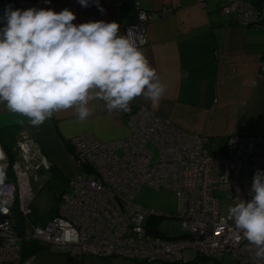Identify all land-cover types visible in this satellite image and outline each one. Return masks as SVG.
Listing matches in <instances>:
<instances>
[{"label": "built area", "instance_id": "built-area-1", "mask_svg": "<svg viewBox=\"0 0 264 264\" xmlns=\"http://www.w3.org/2000/svg\"><path fill=\"white\" fill-rule=\"evenodd\" d=\"M208 1L220 3L221 13L235 15L241 24L264 26L262 11L250 0H200ZM148 20L141 11L125 30L136 36L139 48L147 44ZM126 128L127 136L117 141L101 142L90 133L69 140L79 173L69 179L71 192L61 195L55 216L45 221L35 217L33 182L35 173L50 165L44 160L31 170L10 162L0 143V167L13 194L10 207L0 213V264H20L22 242L39 243L54 255L133 264H191L225 256L232 264H264L222 215L216 198L225 192L233 205L250 199L253 175L264 170V137L231 136L212 149L209 138L187 133L146 107L130 111ZM142 186L176 194L178 213L158 214L138 204L135 196ZM161 218L178 223L160 235L154 219Z\"/></svg>", "mask_w": 264, "mask_h": 264}, {"label": "crops", "instance_id": "crops-1", "mask_svg": "<svg viewBox=\"0 0 264 264\" xmlns=\"http://www.w3.org/2000/svg\"><path fill=\"white\" fill-rule=\"evenodd\" d=\"M250 2L262 11L264 19V0ZM100 4L104 13L94 3L85 8L77 0H0V16L8 6L56 12L67 8L77 16L76 24L114 21L124 35L137 14L145 12L149 17L147 44L140 49L166 91L158 108L138 97L130 111L146 107L187 133L209 138L216 148L223 147L231 136L264 137V26L239 23L235 15L222 14L216 1L100 0ZM88 107L91 114L83 123L73 110H67L33 126L26 117L0 104V143L27 168L35 170L45 160L69 181L79 173L66 145L70 139L90 133L101 142H111L128 134L130 111L109 112L96 100ZM44 170L50 175V168ZM21 246L20 264H133L121 259L54 255L36 242ZM35 246L41 249L34 251Z\"/></svg>", "mask_w": 264, "mask_h": 264}, {"label": "clouds", "instance_id": "clouds-1", "mask_svg": "<svg viewBox=\"0 0 264 264\" xmlns=\"http://www.w3.org/2000/svg\"><path fill=\"white\" fill-rule=\"evenodd\" d=\"M51 3V0H45ZM82 7L100 0H77ZM65 8L8 6L0 16V104L26 117L33 126L56 113L73 110L80 123L90 116L89 102L102 101L109 112H129L138 97L160 106L166 87L138 47L136 36L120 34L117 22L76 24ZM0 167V213L9 208L12 192ZM228 217L256 256L264 258V170L252 178L250 199L228 208Z\"/></svg>", "mask_w": 264, "mask_h": 264}, {"label": "rangeland", "instance_id": "rangeland-1", "mask_svg": "<svg viewBox=\"0 0 264 264\" xmlns=\"http://www.w3.org/2000/svg\"><path fill=\"white\" fill-rule=\"evenodd\" d=\"M212 146L215 149L216 146ZM217 149V148H216ZM13 155L16 157L15 153ZM157 151H154V160L157 158ZM36 179L33 182L34 189V212L35 217L45 220L49 217V212L58 204L63 193L70 194L71 190L67 188L65 179L50 177L48 171H39L35 173ZM34 175V176H35ZM216 198L221 201V213L223 216H228V208L233 206V203L228 200L227 193L217 192ZM135 201L155 213L163 215H176L179 211V197L171 191L165 189H153L148 186H142L135 196ZM178 223L175 219L161 218L159 228L163 233H169V227ZM214 260H209L195 264H217ZM218 264H231L229 257L225 256ZM141 264H163L161 262L141 263Z\"/></svg>", "mask_w": 264, "mask_h": 264}, {"label": "trees", "instance_id": "trees-1", "mask_svg": "<svg viewBox=\"0 0 264 264\" xmlns=\"http://www.w3.org/2000/svg\"><path fill=\"white\" fill-rule=\"evenodd\" d=\"M67 148L69 149V152H70V148H69V146H68V142H67ZM8 159H9V161L10 162H13L14 160H15V156L12 154V152H9L8 154ZM50 177L52 178V177H57V178H63V179H65L64 178V176L60 173V171L59 170H57L55 167H53L52 165L50 166ZM65 181H66V179H65ZM66 184H68V181H66ZM58 204H59V202H58ZM58 204L56 205V207L53 209V210H51L50 212H49V217L47 218V219H45V220H48L49 218H52V217H54L55 216V212H56V208H57V206H58ZM38 219V218H37ZM40 221L42 220V219H39ZM44 220V221H45ZM159 223H160V219L159 220H157V219H154V225L156 226V227H158L159 228ZM160 229V228H159ZM161 233V234H160ZM159 234L160 235H165V233H163V232H161V230L159 231ZM23 243H27V244H29V243H31V242H22V244L21 245H23ZM41 249V247H39V246H35L34 248H33V250L34 251H38V250H40ZM201 262H205V260H203V261H196V262H193V263H191V264H195V263H201ZM215 263H219L218 261H216ZM134 264H141L140 262H137V263H134Z\"/></svg>", "mask_w": 264, "mask_h": 264}, {"label": "water", "instance_id": "water-1", "mask_svg": "<svg viewBox=\"0 0 264 264\" xmlns=\"http://www.w3.org/2000/svg\"><path fill=\"white\" fill-rule=\"evenodd\" d=\"M2 14V12L0 13V15Z\"/></svg>", "mask_w": 264, "mask_h": 264}]
</instances>
